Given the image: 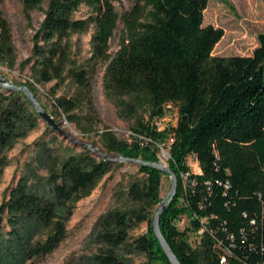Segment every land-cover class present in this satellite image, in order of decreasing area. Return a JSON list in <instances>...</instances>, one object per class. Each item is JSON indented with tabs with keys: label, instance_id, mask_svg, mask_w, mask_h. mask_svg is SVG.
Segmentation results:
<instances>
[{
	"label": "trees",
	"instance_id": "trees-1",
	"mask_svg": "<svg viewBox=\"0 0 264 264\" xmlns=\"http://www.w3.org/2000/svg\"><path fill=\"white\" fill-rule=\"evenodd\" d=\"M44 1L22 0L28 24ZM115 1L48 0L31 39L30 55L19 65L20 71L27 69L29 81L17 86L36 96V85L55 82L58 87L66 82L71 87L66 93L48 94L51 116H63L89 135L96 132L98 122L92 81L100 65L106 64L103 91L119 119H135L136 126L129 144L102 130L103 148L118 157L157 163V145L172 140L167 163L177 190L159 227L179 263L220 264L224 255L225 264H264V32L257 36L250 56L214 57L212 50L223 31L202 25L208 0H138L121 18ZM1 3L0 65L12 70L16 56ZM81 6L91 12L85 19H75ZM119 19L122 37L110 56L109 41ZM90 28V57L77 63L70 37ZM168 104L176 107L177 122L157 130L151 121L162 118ZM82 109L85 115L76 114ZM37 117L23 94L0 92V175L7 166L4 151L35 128ZM189 156L198 163V174L189 172ZM136 165L143 178L129 183L127 205L101 215L89 234L96 253L66 264H128L125 255L132 252L145 255L147 264H169L151 228L155 214L151 216V211L161 202L163 173ZM59 166L51 165L49 189L43 194L30 190L24 179L9 189L0 205V223L5 215L16 252L12 255L10 245L0 240V264L56 250L66 237L74 205L90 195L113 163L96 159L88 150L68 156ZM184 173H189L185 187L180 178ZM184 214L190 226L181 232L178 222ZM143 223L147 232L130 242L129 232ZM202 226L198 243L190 245L187 232ZM42 232H47L44 240L32 242Z\"/></svg>",
	"mask_w": 264,
	"mask_h": 264
},
{
	"label": "rangeland",
	"instance_id": "rangeland-1",
	"mask_svg": "<svg viewBox=\"0 0 264 264\" xmlns=\"http://www.w3.org/2000/svg\"><path fill=\"white\" fill-rule=\"evenodd\" d=\"M1 10L4 18L10 25L12 42L15 50L16 65L9 70L0 65V76L7 79L13 85L24 84L28 79L27 69L20 71L19 65L30 55L32 48V36L38 29L44 18V11L47 9L48 0H45L41 8L31 13V23L28 24L22 9V0H1ZM138 0H116L114 8L119 18L127 12ZM91 10L86 6H81L74 14L75 19H85ZM203 26L212 25L214 28L222 29L223 36L214 46L211 55L214 57L250 56L257 46V36L264 32V0H208L206 9L203 12ZM123 25L121 20L117 22V27L109 41L108 53L112 56L119 48L122 37ZM93 29L90 28L84 34H75L70 37L72 58L77 63H84L90 57V38ZM106 64H101L92 81V101L98 122L95 126L96 132L83 135L77 131L74 125L68 123L63 116H51L53 112L52 101L48 95L54 91L55 96L66 93L71 87L66 85L55 86V82L44 86H35V94L39 103L45 108L61 129L69 135L71 139H65L58 135L47 124L37 117L36 126L29 131L24 138L18 139L11 147L4 151L7 166L2 169L0 175V205L10 188L14 187L20 179H24L27 187L39 194L48 191L47 182L51 165H56L70 155H76L88 151L79 143L90 145L98 149L101 153L107 154L112 159H118L116 153L107 152L100 141V133L107 129L114 136L126 143L134 141L132 128L136 126L135 119L122 120L118 117L115 106L107 99L103 87L102 78ZM0 92H4L0 88ZM176 111L171 109L165 116V122L173 125L175 123ZM78 115H85L86 110L76 112ZM144 117L146 115L138 112ZM74 140V141H73ZM170 141L166 139L164 143L157 145L158 163L168 167V145ZM96 159H101L98 155L89 151ZM112 169L96 185L89 196L79 200L73 209L72 216L66 223L67 234L61 244L51 254L39 256L30 260L19 261L15 259L10 264H66L67 262H77L81 258L94 255L97 247L88 239L89 234L98 218L107 211L123 208L126 203V192L129 183L141 180L143 174L138 170V166L132 162H112ZM58 164V165H57ZM189 172L199 173L197 162L188 161ZM171 187V179L163 174L160 181L159 198L162 200L168 194ZM159 204L152 211L155 213ZM190 226L187 215H182L178 223V229L182 232ZM148 230V225L143 223L129 232L128 240L144 235ZM10 227L6 222V216L0 223V240L9 248L14 255L15 241L8 235ZM47 232L37 234L32 242L43 241ZM188 242L194 246L198 243V236L194 231L187 232ZM3 245V246H4ZM16 247V246H15ZM9 250V249H8ZM128 264H147L145 255L132 252L125 255Z\"/></svg>",
	"mask_w": 264,
	"mask_h": 264
},
{
	"label": "water",
	"instance_id": "water-1",
	"mask_svg": "<svg viewBox=\"0 0 264 264\" xmlns=\"http://www.w3.org/2000/svg\"><path fill=\"white\" fill-rule=\"evenodd\" d=\"M0 88L2 90L7 91H15L23 94L26 97V100L28 103L34 108L37 116L42 119L49 128H51L54 132H56L58 135L64 137L65 139H71L68 134H66L61 127L55 122L53 117L50 116V114L42 107V105L37 100L36 96L25 86H17L10 83L7 79L0 76ZM74 141V140H73ZM76 144L81 145L86 150L92 151L94 154L98 155L102 160L108 161V162H132L136 163L138 165H144L148 167H152L154 169H157L158 171L162 172L163 174L167 175L171 179V187L168 192V194L164 197V199L161 200L159 207L155 211V214L153 216L151 228L152 233L155 237V239L158 241L163 253L165 254L169 264H180L177 257L172 252L171 248L165 241L164 237L162 236V233L160 231L159 227V219L161 214L166 210V208L169 206L171 201L173 200L176 190H177V180L175 177V174L170 171V169L167 166H164L160 163H149V162H143L141 160H133L128 158L119 157L118 159H112L107 154L101 153L98 149L92 148L90 145L79 143L77 141H74Z\"/></svg>",
	"mask_w": 264,
	"mask_h": 264
},
{
	"label": "built area",
	"instance_id": "built-area-1",
	"mask_svg": "<svg viewBox=\"0 0 264 264\" xmlns=\"http://www.w3.org/2000/svg\"><path fill=\"white\" fill-rule=\"evenodd\" d=\"M171 109H174L175 111H176V120H175V123L173 124V125H170L169 123H166L165 122V116L167 115V113H169V111L171 110ZM176 122H177V109H176V107H174V106H172L171 104H168V105H166L165 107H164V116L162 117V118H153L152 119V121H151V125L153 126V127H155L157 130H162V129H164L165 127H167V126H174L175 124H176ZM170 141V143L172 142V140L170 139L169 140ZM188 161H191V162H196L195 161V158L193 157V156H189L188 158H187V163H188ZM187 166H188V164H187ZM180 178H181V181H182V184H183V186L185 187V185L187 184V182H188V178H189V173H184V174H181V176H180ZM228 183H226L225 185H224V188L225 189H228ZM189 222H190V218H189ZM205 221H201V223L203 224ZM179 223V222H178ZM252 223V222H251ZM204 230H205V228H204V226H202V227H200L199 228V230L197 231V232H194V234L196 235V236H198V238H200V236H202V234H203V232H204ZM224 254L226 255V256H228L230 253H229V251L228 250H224ZM225 261H226V259H225V256L223 255V256H221L220 257V264H225Z\"/></svg>",
	"mask_w": 264,
	"mask_h": 264
},
{
	"label": "crops",
	"instance_id": "crops-1",
	"mask_svg": "<svg viewBox=\"0 0 264 264\" xmlns=\"http://www.w3.org/2000/svg\"><path fill=\"white\" fill-rule=\"evenodd\" d=\"M199 172H200V169H199Z\"/></svg>",
	"mask_w": 264,
	"mask_h": 264
}]
</instances>
